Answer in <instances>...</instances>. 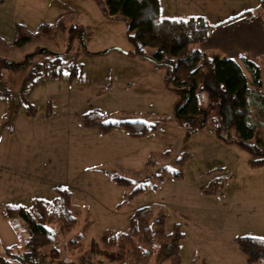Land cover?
<instances>
[{
    "label": "rangeland",
    "instance_id": "rangeland-1",
    "mask_svg": "<svg viewBox=\"0 0 264 264\" xmlns=\"http://www.w3.org/2000/svg\"><path fill=\"white\" fill-rule=\"evenodd\" d=\"M158 1L161 16L182 18L193 12L216 25L259 3L179 0L181 6L177 0ZM105 10V0H0V39L8 45L15 24L34 32L62 13L77 15L56 41L0 50V210L7 204L27 207L35 198L51 201L53 187L64 186L71 193L76 223L65 234L49 224L51 242L42 252L54 249L66 264H131L118 262L115 249H106L100 237L107 231L125 233L129 216L143 206H150L154 216L165 215L167 233L174 224L187 230L183 245L190 254L184 262L217 264L203 254V242H216L212 230L205 231L209 227L227 237L264 238V164L251 166L247 152L221 142L199 118L180 115L185 90L165 80V66L131 56L127 20ZM55 56H75L81 72L73 79L66 70L57 77L40 76L22 94L29 69ZM248 107L264 145V111L256 98ZM96 109L103 123L137 120L155 130L135 139L123 129L101 134L81 127L78 117ZM167 151L147 172L148 155ZM183 153L181 177L175 178L171 173ZM113 175L131 179L132 187L141 185L142 190L128 198L130 188L116 184ZM219 185V194L204 193V188ZM196 219L204 230L194 229ZM25 239L22 222L5 220L0 213V253L10 245L23 248ZM231 250L245 260L233 242ZM147 264L159 263L152 256Z\"/></svg>",
    "mask_w": 264,
    "mask_h": 264
},
{
    "label": "trees",
    "instance_id": "trees-1",
    "mask_svg": "<svg viewBox=\"0 0 264 264\" xmlns=\"http://www.w3.org/2000/svg\"><path fill=\"white\" fill-rule=\"evenodd\" d=\"M105 6L108 15H121L128 22L125 35L129 45L128 53L155 66H165V80L173 87L185 90L187 97L179 109L180 115L186 116L187 120L199 118L202 127H206L221 142L235 144L247 152L251 166L264 164L262 133L252 122L248 107V102L256 98L259 108L264 111V55L242 54L233 59L219 51L201 50L199 45L208 38L214 26L201 16L161 17L158 0H105ZM243 16H258L264 27V0H259L254 10L229 17L222 23ZM76 18L75 13H62L54 22L39 25L34 32L15 24L13 41L8 45L0 39V50L15 49L43 40L56 41ZM62 70L68 71L69 78L73 79L82 67L76 65L75 56L66 60L55 56L51 60L40 61L23 78L21 93L35 78L57 77ZM28 110L31 111L29 106ZM190 121L186 122L187 126ZM78 123L83 128L101 134L123 129L130 138L135 139L155 130L154 126L137 120L103 123L97 109L81 114ZM250 140L253 143H247ZM168 155V151L149 154L145 162L146 171ZM186 157L187 154L183 153L176 160L178 169L171 173L175 178L181 177ZM147 172L142 181L146 180ZM111 178L116 184L130 188L128 198L142 190L141 185L133 188L129 178L118 175ZM220 188V185L215 188L209 186L204 188V193L219 194ZM53 191L55 196L51 201L35 198L27 207L9 204L1 207L3 219L22 222L26 239L23 248L19 250L14 245L3 248L0 264H66L58 258L54 249L48 253L42 252V248L51 242L49 224L55 225L59 233L65 234L76 223L71 207V193L62 187H55ZM165 220L164 214L154 216L150 206L140 207L129 216L125 233L118 235L107 231L101 235L100 242L108 250L115 249L116 259L121 263L147 264L154 256V261L159 264H182L179 245L183 233L178 224H174L171 232L167 233L164 229ZM233 242L244 255L247 264L264 259V238L236 236ZM71 244L79 246L76 241ZM46 256L48 261H45ZM87 264L95 263L88 261Z\"/></svg>",
    "mask_w": 264,
    "mask_h": 264
},
{
    "label": "crops",
    "instance_id": "crops-1",
    "mask_svg": "<svg viewBox=\"0 0 264 264\" xmlns=\"http://www.w3.org/2000/svg\"><path fill=\"white\" fill-rule=\"evenodd\" d=\"M177 2H179V5L182 6L181 1L177 0ZM196 15L198 14L190 12L188 13L187 16L182 18H186L188 16L189 17L196 16ZM161 17L175 18L172 16H161ZM208 23H210V21ZM210 24L213 25L214 28L210 32L208 38L199 45V48L201 50L219 51L222 54L226 55L227 57L233 59L238 58L242 54H250L253 56L264 55V27L261 19L258 16H254L252 18H244V19L237 18L228 22H224L222 23L223 25L220 23H218L217 25L212 23ZM199 219H196L194 221L193 227L194 229L204 230L202 228L205 227L203 226V224ZM165 228L167 229V227ZM208 230H212V234L216 239V242H212V240L203 242V248H204L203 254L205 255L206 259H211V258L216 259L217 264H247L246 261L242 257H240L241 255L239 253H233V251L231 250V243L233 242V238L236 235L235 236L229 235L227 237L226 234H223L221 229H215L214 227L213 228L209 227V229L207 228V230L205 231ZM181 231L183 232V238L181 239L179 245L180 260L182 264L183 263L186 264L188 262H184L186 261V259H184V255L188 257L190 252L188 247H186L188 245H183V242H186L188 240V236H187L188 233H186L187 230H185L184 228L181 229ZM206 249L208 250L206 251ZM195 251L197 254L200 253V251L196 250V248ZM262 261H264V259L259 260L252 264H264L262 263ZM189 263L197 264V260L196 262L190 260Z\"/></svg>",
    "mask_w": 264,
    "mask_h": 264
},
{
    "label": "built area",
    "instance_id": "built-area-1",
    "mask_svg": "<svg viewBox=\"0 0 264 264\" xmlns=\"http://www.w3.org/2000/svg\"><path fill=\"white\" fill-rule=\"evenodd\" d=\"M81 264H87V262L81 263Z\"/></svg>",
    "mask_w": 264,
    "mask_h": 264
}]
</instances>
